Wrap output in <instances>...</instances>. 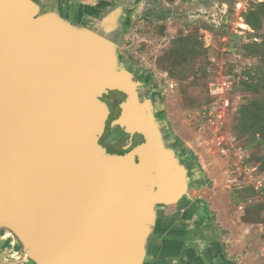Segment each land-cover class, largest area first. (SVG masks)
<instances>
[{
    "label": "water",
    "instance_id": "water-1",
    "mask_svg": "<svg viewBox=\"0 0 264 264\" xmlns=\"http://www.w3.org/2000/svg\"><path fill=\"white\" fill-rule=\"evenodd\" d=\"M44 5L0 0V230L34 264H146L162 234L185 245L171 264H231L204 238L210 210L190 195L192 170L150 83L112 36L125 6L84 26ZM113 91L125 100L111 128L144 138L123 155L101 143Z\"/></svg>",
    "mask_w": 264,
    "mask_h": 264
},
{
    "label": "rangeland",
    "instance_id": "rangeland-1",
    "mask_svg": "<svg viewBox=\"0 0 264 264\" xmlns=\"http://www.w3.org/2000/svg\"><path fill=\"white\" fill-rule=\"evenodd\" d=\"M44 4L84 26H92L96 15L125 6L123 30L112 36L121 57L153 86L173 144L192 170L196 187L190 195L208 205L211 222L204 238L220 247L231 264H264V0ZM213 83L227 87L213 95ZM117 118L114 113L108 119L105 140L111 144L120 138L128 142L121 130L111 128ZM186 212L177 214L169 230L187 218ZM162 240L150 247L146 264L180 262L186 255L182 239L162 234Z\"/></svg>",
    "mask_w": 264,
    "mask_h": 264
},
{
    "label": "flooded vegetation",
    "instance_id": "flooded-vegetation-1",
    "mask_svg": "<svg viewBox=\"0 0 264 264\" xmlns=\"http://www.w3.org/2000/svg\"><path fill=\"white\" fill-rule=\"evenodd\" d=\"M153 86L150 84L147 88L148 91H151L153 93L154 90H152ZM118 94L120 96V98L118 100L116 99H111V95L112 94ZM125 100V95H123L122 93H119L117 91H113L110 92V94L105 95L103 98V101L106 102L110 108L111 111V115H113L115 113L116 118L120 116L121 113V109H120V104L122 103V101ZM115 109L117 111H115ZM158 114V112H157ZM108 129V122H107V127L106 130ZM106 133V131H105ZM105 133L103 135V137L101 138V143H103V145L107 148L108 152L110 153H115V154H119V155H123L128 153L130 150H132L134 147L142 144L144 142V138L141 135H135L132 139V142L127 140H123V138H120V140L115 143V144H111L108 143L105 139ZM123 136L126 137V135L123 133ZM167 139H170V136L166 135ZM124 141L126 142V144L123 146L121 145V142ZM3 243V245L1 247V252H8V254H1L0 257L2 259L1 264H34L33 262H31L29 259H27L26 257L22 256V245L19 243V241L14 237V235L8 231V230H0V244ZM200 253V252H198ZM202 255V254H200ZM198 255V256H200ZM216 260V259H214ZM213 261V260H212ZM211 261V262H212ZM214 264H217L216 261H213Z\"/></svg>",
    "mask_w": 264,
    "mask_h": 264
},
{
    "label": "built area",
    "instance_id": "built-area-1",
    "mask_svg": "<svg viewBox=\"0 0 264 264\" xmlns=\"http://www.w3.org/2000/svg\"><path fill=\"white\" fill-rule=\"evenodd\" d=\"M225 87H227L226 83H224V85L220 83H213L209 91L213 95H220L222 94V91L225 90Z\"/></svg>",
    "mask_w": 264,
    "mask_h": 264
},
{
    "label": "trees",
    "instance_id": "trees-1",
    "mask_svg": "<svg viewBox=\"0 0 264 264\" xmlns=\"http://www.w3.org/2000/svg\"><path fill=\"white\" fill-rule=\"evenodd\" d=\"M45 6V5H44ZM251 25V23H249ZM252 26V25H251Z\"/></svg>",
    "mask_w": 264,
    "mask_h": 264
},
{
    "label": "bare ground",
    "instance_id": "bare-ground-1",
    "mask_svg": "<svg viewBox=\"0 0 264 264\" xmlns=\"http://www.w3.org/2000/svg\"><path fill=\"white\" fill-rule=\"evenodd\" d=\"M63 7V6H62ZM180 261V260H179Z\"/></svg>",
    "mask_w": 264,
    "mask_h": 264
}]
</instances>
